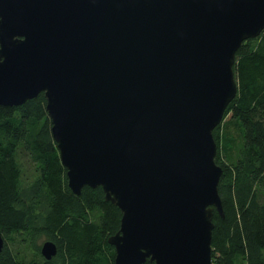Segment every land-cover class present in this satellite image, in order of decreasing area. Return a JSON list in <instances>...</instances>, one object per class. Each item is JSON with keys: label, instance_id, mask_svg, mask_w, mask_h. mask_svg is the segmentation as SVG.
Returning a JSON list of instances; mask_svg holds the SVG:
<instances>
[{"label": "water", "instance_id": "water-1", "mask_svg": "<svg viewBox=\"0 0 264 264\" xmlns=\"http://www.w3.org/2000/svg\"><path fill=\"white\" fill-rule=\"evenodd\" d=\"M263 31L264 0H0V105L44 93L71 190L122 212L115 264H213L214 130Z\"/></svg>", "mask_w": 264, "mask_h": 264}, {"label": "trees", "instance_id": "trees-1", "mask_svg": "<svg viewBox=\"0 0 264 264\" xmlns=\"http://www.w3.org/2000/svg\"><path fill=\"white\" fill-rule=\"evenodd\" d=\"M234 71L237 95L214 130L225 216L214 210L213 264H264V31L241 45ZM46 106L44 93L0 105V264H115L122 212L102 187L71 190Z\"/></svg>", "mask_w": 264, "mask_h": 264}, {"label": "rangeland", "instance_id": "rangeland-1", "mask_svg": "<svg viewBox=\"0 0 264 264\" xmlns=\"http://www.w3.org/2000/svg\"><path fill=\"white\" fill-rule=\"evenodd\" d=\"M224 119H225V117H224ZM224 119H223V121H224ZM226 120H229V119H226ZM225 122V121H224ZM228 127H227V130H229V132L232 134V135H234L235 134V129L232 127V126H229V125H231V123H227L226 124Z\"/></svg>", "mask_w": 264, "mask_h": 264}]
</instances>
